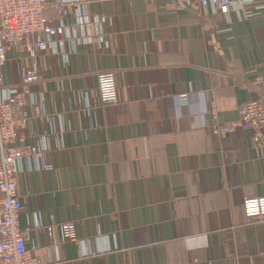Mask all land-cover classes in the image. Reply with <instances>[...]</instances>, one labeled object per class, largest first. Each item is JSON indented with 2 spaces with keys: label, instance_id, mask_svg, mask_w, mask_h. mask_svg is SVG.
<instances>
[{
  "label": "crops",
  "instance_id": "1",
  "mask_svg": "<svg viewBox=\"0 0 264 264\" xmlns=\"http://www.w3.org/2000/svg\"><path fill=\"white\" fill-rule=\"evenodd\" d=\"M49 2L62 32L45 50L12 47L0 91L38 74L18 142L34 152L16 178L28 246L48 264H264V218L248 221L242 205L264 197V130L259 142L211 131L264 101V0L227 14L170 0ZM105 71L115 105L98 97ZM66 221L76 241L62 239Z\"/></svg>",
  "mask_w": 264,
  "mask_h": 264
},
{
  "label": "built area",
  "instance_id": "2",
  "mask_svg": "<svg viewBox=\"0 0 264 264\" xmlns=\"http://www.w3.org/2000/svg\"><path fill=\"white\" fill-rule=\"evenodd\" d=\"M243 0H170L171 6L178 7L191 2L200 8L214 6L222 14L230 11L232 2ZM49 0H0V91L4 90L3 66L7 53L12 47L27 50H45L52 38L62 32V27L52 23L45 15ZM23 90L13 94L6 90L0 96V264H48L28 246L29 228L19 223L22 204L17 188L19 164L33 156L31 148H19L23 140L20 131L25 127L28 114L23 110L28 85L38 79L34 69L22 72ZM97 93L103 105L118 103L117 82L114 71L100 72L97 76ZM264 89V77L257 81ZM21 108L18 115L15 108ZM215 114V112L213 111ZM216 117V115H214ZM251 130L253 141L259 142L264 130V101L260 98L244 102L239 117L230 124H215L213 134L223 136L236 130ZM243 212L248 221L264 218V197L246 198ZM64 241H76L75 224L66 221L57 224ZM55 223L47 226L48 232Z\"/></svg>",
  "mask_w": 264,
  "mask_h": 264
}]
</instances>
